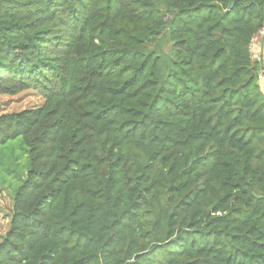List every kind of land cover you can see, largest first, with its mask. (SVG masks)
Returning <instances> with one entry per match:
<instances>
[{
	"label": "trees",
	"instance_id": "16d2710c",
	"mask_svg": "<svg viewBox=\"0 0 264 264\" xmlns=\"http://www.w3.org/2000/svg\"><path fill=\"white\" fill-rule=\"evenodd\" d=\"M264 0H0V116L28 169L0 264H264Z\"/></svg>",
	"mask_w": 264,
	"mask_h": 264
},
{
	"label": "rangeland",
	"instance_id": "374dc122",
	"mask_svg": "<svg viewBox=\"0 0 264 264\" xmlns=\"http://www.w3.org/2000/svg\"><path fill=\"white\" fill-rule=\"evenodd\" d=\"M262 43L259 50L258 44ZM249 48L254 58H264V40ZM262 77V76H261ZM264 88V78L260 80ZM42 101L31 92L15 97H0V116L38 108ZM28 156L20 139L0 146V241L8 230L12 214V196L21 185L28 169Z\"/></svg>",
	"mask_w": 264,
	"mask_h": 264
},
{
	"label": "built area",
	"instance_id": "2783aa9c",
	"mask_svg": "<svg viewBox=\"0 0 264 264\" xmlns=\"http://www.w3.org/2000/svg\"><path fill=\"white\" fill-rule=\"evenodd\" d=\"M264 40V30H261L253 39L252 44L250 45V47H252L253 45H257V43H259V41H263ZM252 57L254 56V54L251 52ZM254 58V57H253ZM256 59V58H254Z\"/></svg>",
	"mask_w": 264,
	"mask_h": 264
},
{
	"label": "crops",
	"instance_id": "0c3cea01",
	"mask_svg": "<svg viewBox=\"0 0 264 264\" xmlns=\"http://www.w3.org/2000/svg\"><path fill=\"white\" fill-rule=\"evenodd\" d=\"M262 43H263V42H260V43L258 44V46L260 47L259 50L262 48ZM262 78H263V77H260V80H261ZM260 80H259V86H260V89H261L262 93L264 94V88L261 87V85H260Z\"/></svg>",
	"mask_w": 264,
	"mask_h": 264
}]
</instances>
